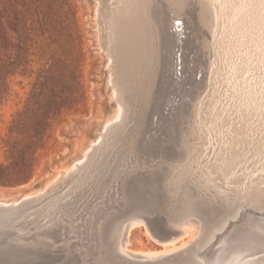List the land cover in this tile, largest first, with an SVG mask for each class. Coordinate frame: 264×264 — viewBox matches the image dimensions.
<instances>
[{
    "label": "rangeland",
    "instance_id": "374dc122",
    "mask_svg": "<svg viewBox=\"0 0 264 264\" xmlns=\"http://www.w3.org/2000/svg\"><path fill=\"white\" fill-rule=\"evenodd\" d=\"M156 1L158 3L160 2V0ZM99 5L100 4L98 0H0V178L5 181L0 182V199H12L14 198V196L19 197L21 195L24 196L25 194H30L27 199L20 202L21 204H23V210L21 212H18L14 215L12 214V212H0V236H2L9 243V245L4 250V255H7L6 257H0V264H118L115 260V255L116 253H118V251L121 252V247L117 246L116 243L120 244V239H118L119 236L121 238L120 227H122L123 220H125L124 217H127L128 215L125 209L126 205L123 204L122 200H125V198H127L129 195L127 194L125 197L123 196V199V197L120 196L122 195L119 192L120 190L118 191L116 188H113L115 189L113 191V189L110 187V185L112 186V184H109L111 183V178L109 180V177H111L112 170L107 172V170H110L112 168V160L110 161L109 158H113V156L111 155V151L113 149L111 148H113V145H115V148L113 150V152H115L117 150V147H119V143H116L113 140L111 141V138H109L111 132L109 129L113 128L114 124L117 123V121H119L117 123L118 125L120 123V119L114 120V118L112 117L115 106L113 100L110 97V90L108 85L111 84V75L108 72L110 66H107L108 64L111 65V59L107 60L104 50L99 45V36L100 32L102 31L101 28L102 25L103 28L105 26V20L103 19V17H99L98 14L95 13L97 8H99ZM106 5L108 7L107 9H109L111 6V8H113L115 6L114 0H107ZM176 15V10H170L168 12V16L174 17ZM178 19L182 20L181 17ZM183 29H185L182 35L183 40H187L193 37V33L190 32L189 28H187L186 25H184ZM103 30L105 31V29ZM205 30L203 31L205 35H209V30ZM215 36L218 37L219 35ZM209 38L210 40L212 39L211 36ZM182 47L180 46L178 50L176 47L175 51L181 54L180 57H182L183 59L181 64H183L181 65L180 61L178 62L179 66L177 65V68L179 69H177V72H174L175 75L174 73L172 74L171 68L168 71L164 72L166 77L170 76L174 79V88H170V94L172 96H177L175 106H173L169 110L165 105L161 108L160 112L152 113L149 116L150 121L146 133L151 129V121H154V124L152 125H155V123L157 124V126L154 127L157 131V133L154 134L156 135L157 139L164 142H169L171 140L172 133L171 131L166 130L164 128V125L166 123L170 129H177L179 127V122L184 119V110L189 111L190 105L192 104L194 99L192 93L190 92L191 84L187 83V81L185 82V78L189 76V70H192L193 68L195 69V77L198 79H200L199 77H201L200 80L196 79V86H202L203 91H205H202L201 95L199 96L198 111L200 112V116H206V114L208 115V112L211 108H214L218 111L221 108H224L220 119H228V121H225L226 124L224 123L223 126L219 129L222 130L221 132H219L220 134L211 128L210 131L209 129L207 130L204 126H202L203 130L199 128L197 131L199 133L197 134L199 135V137L197 136L196 138H194V140H191L189 142L190 144L188 143L189 148L187 150L186 156L183 157L186 161L179 160L177 156L173 158L174 156L172 155L161 153L160 151H158L159 145L157 143H153L151 145L152 150L143 152L142 154L137 147L135 149V147L132 146L134 144L131 145L133 148H130L133 151L131 149L128 151L129 160L127 161V163L131 159L133 160L129 162L131 163L130 165H126L125 167V170L127 171L126 176H130L129 181H131L133 178L139 181L137 177H139L140 175L145 176L143 180H141L142 184L140 185V187H138V191L140 192L141 196L149 197V195L152 194L153 187L149 186L148 182L154 179H150V177L146 175L150 173V170L154 166H157L160 172L164 173V175H167V177L165 178L158 177V179L160 180L162 186L166 187V190L168 192L169 196L168 198H166L165 196V199H163V205L166 210V214L168 211V218H172L168 219L163 210L160 211V213L157 212V214L155 211L144 213L146 217H149L150 219L165 217V219L163 218L165 221H157L156 223H160V226L156 225L159 231H163L166 227V230H175L177 228V221H175L176 224L174 221H172L177 218L174 217V212L178 213L182 210V214L185 211L187 212L188 209L189 212L190 210L192 212V209H198L200 208V206H204L205 208L211 210H216L221 207H224L225 209L229 207L230 209H232L237 203L236 198L239 197V199L243 201L245 199L243 195L248 193L249 189L252 191L257 188H264V164H262L264 163V154H258L260 151H262L261 149L264 148V144L258 142L259 140H261V142H264V126L262 125L264 117L263 119H260L262 118V116L251 117L250 113L247 115L245 112H243L242 114L240 110L238 111L237 107L234 106L238 102L234 101L235 99L230 96V93L234 91V89L232 87L230 88L229 86V89L225 90L228 88L226 80H224L223 78L221 79L220 74L218 75L216 74V72L215 74H213V72L211 73L210 71H213V68H216L218 65H215L216 67L213 65V68L211 67L208 71L205 72L201 70L199 68L200 66H197L195 63L197 51L195 49L191 50L186 45ZM219 67L220 68L218 71L224 74L226 72L225 69H227V66L219 65ZM259 71L260 69H254L252 73L254 74L255 72L256 75V73H258ZM210 74L211 76H213V78L211 77L212 80L211 78L208 79L210 77ZM258 74L262 76L260 72ZM214 75L215 77L216 75H218L216 78L221 79H218V82L221 81V84L217 82V79L214 78ZM210 84H212L213 87ZM217 84H219V86H216ZM183 88H186L187 92L183 93ZM209 88L211 91L209 90ZM216 88H218V92L216 91ZM207 91L209 92L206 94ZM210 92L211 94H213L211 95ZM202 95L206 96H204L205 99L208 98L207 102H205L206 100ZM213 95L216 98H214ZM200 99H202V102H200ZM212 99L213 103L209 107V102ZM217 101L219 102L217 103ZM227 103H229L230 105ZM203 104L205 105V107H203ZM231 105H233V107ZM228 106L231 109H229ZM206 107L208 109H206ZM232 108L234 109V111ZM214 109L212 110V112L215 111ZM237 112L239 113L236 114ZM233 113L236 116L234 115L233 117ZM240 113L241 117L238 118L239 116L237 115H240ZM245 114L247 116H245L246 118L244 117ZM231 116L233 120L236 117L233 122L231 120ZM243 122L245 124H243ZM252 123H255V125H252ZM207 124L209 127L210 124ZM239 128H242V130H240ZM106 131L109 133V135ZM252 131L254 134L251 133ZM227 132H230V134ZM248 132L250 136L247 135ZM218 135L220 136V138ZM150 138L151 135L145 136L144 139L149 140ZM223 138H225V140H223ZM120 139L122 141H126L124 139V134H122V138ZM255 139L257 140L255 141ZM248 140L250 142H248ZM118 141L119 140H117V142ZM204 141L206 142V146L204 145ZM244 141H246V145H244ZM180 142L181 141H179V143ZM247 144H250V148L254 146L250 149L251 151L249 150V146ZM105 145H107V147ZM258 145H260L261 147H258ZM219 146H222V148H220ZM243 146H246V148H244ZM193 147L196 148L194 149V151H192ZM208 147L210 148V151ZM239 147L240 151L238 150ZM255 147H257V149H255ZM233 148L236 152L235 156L237 158L234 157L233 163H231V160L229 161L228 154H230L229 151L231 152ZM107 149H109L108 151H110V153L107 151ZM101 151L102 153H104V151L107 152V154L105 152V157L104 155H102ZM86 152L90 156H88V159L87 156L83 157V154H85ZM95 153L99 156L97 157ZM221 153L222 155H220ZM246 156L248 158H246ZM211 157L214 161L210 159ZM216 157L217 160H215ZM239 157L241 158L238 159ZM94 158L96 159L94 160ZM197 158L198 160L196 161ZM92 159L94 161H92ZM86 160H89V163H87ZM100 160L102 161V163H104L103 168L101 167L102 164H100ZM95 161L96 163L99 161L97 164H99L100 166L97 165ZM132 161L134 163L136 161L140 163L136 162V167L135 164L132 163ZM90 163L91 165L95 164L97 165V167L99 166L98 169H94V166H91ZM76 164L77 167H73ZM87 164L88 166L90 165L89 167H91L92 170L94 169L93 173L91 168H88ZM105 164H107L109 167H107V165ZM66 165H69V170L72 169L73 172H70L67 168L68 171H66L67 173L65 172L66 175L64 174L63 177V169ZM85 165L87 169H85ZM205 165L207 167H205ZM104 166H106L107 168L105 167V169ZM130 166L133 168H131ZM134 166L141 171H137ZM139 166L141 168H138ZM82 167L83 170H85L83 172L81 170ZM100 168L104 170V172ZM142 168L144 169L143 171ZM99 169L102 171L101 174ZM56 171L62 172L58 174L59 176H56L55 174L58 173ZM209 171L211 174L209 173ZM78 172H81L80 176L78 175ZM96 172L98 173L96 174ZM207 172L209 175L207 174ZM68 173L70 174V176L73 175L72 177L74 179H71ZM71 173H74L76 175ZM103 173H106L107 175ZM92 174H94L95 176L100 174L99 176H101L102 179L98 176L95 177ZM53 175L55 176L53 177ZM52 177L53 179H51ZM59 178H62V180L65 181L61 182ZM253 178H255L256 180H253ZM70 179L71 181L73 180L75 182H71ZM99 179V183L103 182L101 180H109V182H103L99 185L97 182ZM165 179L168 180V186L165 182ZM251 181L255 182L252 183ZM58 183L60 184V187L62 185L60 189L61 192H57V189L54 193V189L59 187L58 185H56ZM91 184L93 187L91 186ZM96 184L100 186L99 187L97 185L99 189L104 184L107 185H104L105 187H102L100 189L101 191L102 189H105V193L102 191V194L105 195L106 190L110 191L109 188H111L112 192H110L113 195H110V192L108 191L107 193H109V195L107 194L106 197H104V195L102 196V194L98 192L99 189ZM117 185V188H119L120 185ZM69 186L72 189L71 193ZM108 186L109 188H107ZM48 187L49 189L51 187H53L54 189L52 188L48 190ZM96 187L98 190L96 189ZM66 188H68L67 192ZM91 188L95 189V191H92ZM90 190L92 191V193ZM242 191H244V193ZM74 192L76 193V195ZM96 192H98V198L103 197L104 200L102 198L98 200L97 197H95L96 195H93L91 197V195L96 194ZM131 192L132 191H129V193ZM78 193L81 195H79ZM57 194L59 197L57 196ZM77 195L80 196V200ZM85 195L87 196L86 199L88 202L86 201V199H83ZM117 195L120 196V199L122 198L120 201L121 203L119 202L120 199H117ZM133 195H136V191ZM56 196L57 200L55 199ZM69 196L71 197L69 198ZM73 196L78 197H75L77 199H75V202L74 199L72 201V198H74ZM109 196H111L110 198H112L113 196V202H115L116 199L118 200L116 202L117 204L119 202V207H117L116 204H113L111 199L107 198ZM89 197L96 199L94 201L93 199H91V203L89 202ZM131 197L134 196L131 195ZM105 198L108 200L106 201ZM59 199L62 203L59 201ZM68 199H70L71 201L69 200L68 202ZM47 200H50L48 204L51 203V205L48 206V204H46ZM76 202L79 206H77ZM56 204L58 205V207ZM108 204L109 206L112 205V207L107 206ZM80 205L83 207H81ZM54 206L56 207L54 208ZM176 206H178V208H181L176 209ZM86 208H90V211ZM74 209H76V211ZM91 209L93 210L91 211ZM79 211L82 212L80 213ZM77 212H79L80 214ZM89 212H91V214ZM84 213H89L90 216ZM148 213L151 214L147 215ZM185 213L182 214L183 216L179 213L182 222L187 221L186 219L192 220L193 217L195 218L193 220L196 221L197 218L199 219V216L202 214L201 216H204L203 218L208 221V227L210 229H207L211 232L214 224L211 225L212 222L210 223L207 219L210 218L208 216L209 214L207 215L206 213L208 217H205L206 215L203 213H199L200 215L198 214V212L197 214L190 213L188 218V214L186 213V216ZM221 213L222 212H220V214ZM220 214L219 217H221L223 213L221 215ZM69 215L73 216L70 217ZM80 215H82L81 218ZM105 215L107 216V218ZM122 215L126 216L122 217ZM153 215L155 217H153ZM61 216L62 218H60ZM83 216L85 217L83 220L86 221L81 220ZM119 216H121L122 218L120 219ZM190 216L193 217L191 218ZM65 217H67L68 221H66ZM69 219H72L73 221H70ZM75 219H77V221L78 219H80L81 221L79 220L78 223H76L77 221ZM103 219L105 220L103 221ZM112 219H114L115 221L117 220L116 222L118 224ZM62 220H65V222H62ZM200 220L201 219L197 221ZM102 221L104 223L106 222V225L101 224ZM171 221L174 223H172ZM81 222H85L83 226L80 224ZM107 222L110 223L111 226ZM99 223L101 225H99ZM112 223L115 224H113L115 226V229H117L116 226L118 227L117 230H113L114 226L112 225ZM145 223H142L141 225L136 226L131 230L129 244L130 248H140L144 250L160 248V245L151 235V230L147 228L149 226L147 225V223ZM166 223L170 224L166 225ZM178 223L180 224L179 221ZM200 223L201 221L199 222V225ZM87 226L88 229L87 232H85L86 229L83 228H87ZM109 226L110 229H108ZM171 226L175 227L171 228ZM78 227H80L81 230ZM93 227H96L97 229H93ZM111 227L113 228L111 229ZM168 227H170L171 229ZM82 229L85 233L82 231ZM177 229H179V226ZM95 230H97L98 232L96 233ZM109 230L111 232H119L118 230H120V232L118 233L119 236L116 232L111 233ZM88 231L91 232L87 234ZM146 231L150 234H148ZM107 232H110L111 235H115L110 238V234ZM210 232H208V238L206 237V240L208 239V241H206V244L208 245L202 244L205 243V240H203V242L201 243L202 246L198 245V247H196V253L194 252L193 255L188 258V260L180 264H189L190 262L194 263L193 261L198 259V252H201L202 250H204V248L206 249L210 245V242L213 241V238H210L209 236ZM98 233H100V235H102L103 237H99ZM105 233L108 234L109 237ZM40 234H42L43 236ZM34 235L35 238H33ZM38 235L39 237H37ZM104 235L107 237H105ZM114 237L116 238L113 239ZM107 238H110V240L113 239L115 241L116 245L114 246L113 241L112 246L118 249L117 252L114 251L115 248L109 250L111 246L108 249L109 245H111V242L109 240L110 243L107 242L109 244L108 245L106 243V241H108ZM101 240L103 241V244H101ZM105 244L107 245L106 248ZM186 246L188 247L187 244ZM186 246L182 248L184 249L186 248ZM199 247H201L202 249L200 251H197V249H200ZM56 248L59 250H56ZM106 249L108 250L106 251ZM177 250L182 249L180 248ZM110 251L112 255H110ZM112 251H114L115 253ZM175 251L176 250H174L173 252ZM40 253L41 255H43L42 257L40 256ZM125 255L136 258V256H132L129 254ZM141 258L145 260L151 259L146 257Z\"/></svg>",
    "mask_w": 264,
    "mask_h": 264
},
{
    "label": "bare ground",
    "instance_id": "6f19581e",
    "mask_svg": "<svg viewBox=\"0 0 264 264\" xmlns=\"http://www.w3.org/2000/svg\"><path fill=\"white\" fill-rule=\"evenodd\" d=\"M98 1H99L100 5H99V8H97L95 13L98 14L99 17L102 16L103 19L105 20V22H104L105 26L103 28V25L101 24L102 25V28H101L102 31L101 32L99 31L100 36L98 35L99 36V45L104 50V53L106 54L107 60L111 59V63H110L111 65L108 64L107 66H110L108 69V72L111 75L110 76L111 77L110 78L111 84L108 85V87L110 90V97L113 100L114 106H115L114 112L112 113V117L114 118V120L120 119V123L118 125H117V123L119 121H117V123H115L116 125L113 123L114 127L109 129L111 131L110 136H109V138H111V141L113 140L114 142L119 143V147H117V150L115 152H113L115 145H113L114 147L111 148V149H113L111 152L114 154L111 153L113 158L109 157L110 161L112 160V168L110 170H107V172L112 170V173L110 172L111 177H109V180L111 178V180H110L111 183H109V184H112V186L110 185V187L112 189L116 188L118 191L120 190L119 192L122 194V195H120L121 197H123V196L125 197L127 194L129 195L127 198H125V200H122V201H123V204L126 205L125 209H126L127 214L128 215H130L131 213L134 214V215H131L130 218L127 217V219H126L127 222H125L126 220H123L122 227H120L121 238L118 235L120 230H118L119 232L113 231V232L117 233V235L119 236L118 239H120V244L116 243L117 246L121 247V249H120L121 251L123 250L125 253H127L129 255L136 256V258H138V257H140V258L141 257L153 258V257L166 255V254L169 255V252L171 254V253H173L174 250L179 251L177 249H180V248L183 249L182 247L186 246V244L189 245L191 243H194V244L192 245V247L189 248L190 249L189 251L193 250V253H194L196 250V247H198V245L199 246H202V244L208 245V244H206V241H208V239L206 240V237L208 238L207 235H208V232H210V231H208V229H210L208 227L209 226L208 221H206V219L203 218L204 216L203 217L201 216L202 214L201 215L199 214V213H203L206 215V213H207V215L209 214L208 216L210 217L207 219L209 220L210 223L212 222L211 225L214 224L213 227L211 226L212 230L209 234L210 238H213V241L210 242V245L208 247L206 246L207 247L206 249L204 248V250H202L201 252H198L199 259H196L195 261H193L194 264H264V188L261 187V188L254 189V187H253L254 190H252V191L249 189V191H251V192L248 191V193L243 195L245 197V199H244L245 201L244 200L241 201L239 199V197H237L236 198L237 203L232 209H230L229 207L226 209L224 207H221L219 209L215 208L216 210H211V209L205 208L204 206L203 207L200 206V208H198V209L195 208L196 210L192 209L193 210L192 212H191V210L189 212V209L187 212L185 211L188 214V218H189L190 213L191 214L192 213L197 214V212H198V214L201 216V218L199 216V219H201L200 225H199L200 221H197V220H199L198 218L195 221V220H193L195 218L192 216L193 217L192 220L186 219L187 221L182 222L181 217L179 216L181 214L182 210H181V212H178V213L174 212L175 215H178V216L174 215V217H177V218L176 219L174 218L175 220H172V221H174V222L177 221V228L179 226V229H177V228L175 230L171 229V228L176 226L175 225L176 222H175V224H174L175 226H173V227L171 226V228L168 227L171 229V230L168 229L169 231H167V232H169V233H167L165 231L167 229V227L164 228L163 231H165V233L162 234V237H157L151 233V235L153 236L155 241H157V243L160 245V248H152V249L144 250V249H140V248H130L129 247L131 230L134 227L139 226L142 223H145L144 219H142L141 217H137L138 215L135 214V212L130 211L131 213H129V210L133 207V208H135L136 211H139L142 213L155 211L157 214V212L160 213V211H162V210L165 212L166 210H165L164 205H163V199H165V196H166V198H168L169 195H168V192L166 190V187L162 186L158 177H164L165 178V177H167V175H164V173L159 171L157 166H154L150 170V173L146 175V176L150 177V179H154V180H151L150 182H148V185L153 187L152 194H150L149 197H147V196L143 197V196H141L140 192L138 191V189H139L138 187H140V185L142 184L141 180H143V178L145 176L140 175L139 177H137L138 180L140 181V183H139V181L135 180V178H133L131 181H129L130 176H126L127 171L125 170L126 165H130L131 163H129V162L131 160H133V159H131L127 163V161L129 160L128 159V156H129L128 151L133 147H135V149L137 147L139 149L140 153L142 154L143 152H148L149 150H152L151 145L153 143H157L159 145L158 151H160L161 153H163V154L166 153L167 155H172V156H174L173 158H175L177 156L179 158V160H185V158H183V157L186 156L187 150L189 148L188 143L191 140H194V138H196L197 136L199 137V135H197V134H199L197 132L199 128H201L203 130L202 126H204L207 130L209 129V131L211 128L214 131H217L219 133L222 131L219 129L223 126L225 121H228V119H224V120L220 119V116L222 115L224 108H221L219 111L215 110L213 108L215 110L213 112H212L213 109L211 108L208 112V115L206 114V116H200V112L198 111V109H199L198 108V102H199V96L201 95V93L203 91V87L199 86V85L196 86L195 81L198 78L195 77V69L193 68L192 70H189V76H187V78H185V82L187 81V83L191 84L190 92L192 93L193 99H194V101L190 105L189 111L184 110V119L179 122V127L177 129H170L166 123L164 125V128L166 130L171 131V133H172L171 140L169 142H164V141L157 139L156 135H154L157 133V131L154 128L155 126H157V124L155 123V125H152V124H154V121H151V129L149 132L146 133V130L148 129L149 121H150L149 116L152 113L160 112L161 108L165 105H166V108L169 110L173 106H175L177 96H175V95L172 96L170 94V88L171 89L174 88V85H173L174 79L170 76L166 77L164 72L168 71L170 68L172 69V74L174 72H177V69H179V68H177L178 62L180 61V64H181V62L183 61L182 57H180L181 54H179L175 51L176 47L178 50V48L180 46L182 47V46L186 45L191 50L195 49L197 51V55H196L197 57H195V63L197 66H200L199 68L201 70H203L205 72L208 71L211 67L213 68V65L214 66L218 65L217 67L215 66L216 68H213V71L212 70H210V71H211V73L213 72V74H215V72L218 75L220 74V76H221L220 78L221 79L223 78L224 80H226V84H227L228 88L226 86L227 89H225V90H228L229 86H230V88L232 87L234 89V91H232V89H231L232 92L231 93L229 92L231 94V95L230 94L229 95L235 99L234 101L238 102L236 105H234L237 107V110L238 111L240 110L242 112V114H243V112H245L247 115L250 113L251 117L262 116V118H260V119H263V117H264V0H160L159 3L156 0H114L115 6L113 8H111L112 7L111 6L109 9H107L108 7L106 5L107 0H98ZM170 10H176L177 15L174 17L168 16V12ZM180 17L182 18V20L178 19ZM183 23H184V25L187 26V28H189L190 32L193 33L192 38L187 39V40L182 39V37H183L182 35L184 33V30H185V29H183L184 28ZM103 29H105V31ZM205 29L209 30V35L212 37L211 40L209 38L210 36L208 34L206 36L205 33L203 32ZM215 35H219V36L217 37ZM213 38H214V40H213ZM181 43H182V45H181ZM219 65L227 66V69H225L226 72L224 74H222V72L218 71L220 68ZM199 68H198V70H199ZM254 69H260L259 72H260V74H262V76H260L258 74L259 72L256 73V75H255V72L253 74L252 71H254ZM223 70H224V68H223ZM174 75H175V73H174ZM218 75H216V77ZM211 77L213 78V76H211V74H210V77L208 79H210ZM216 77L214 75V78H216ZM199 78L201 79V77H199ZM212 78H211V80H212ZM200 79H198V80H200ZM218 79H217V82L219 80H221V79H219V80ZM220 82H218V83H220ZM196 83H197V81H196ZM212 84H210V85L212 86ZM216 86H219V84H217ZM213 89H215V88H213ZM217 89L218 88H216V91H217ZM209 90H210V88H209ZM184 92H187L186 88H183V93ZM203 92H205V91H203ZM208 92L209 91H207L206 94ZM210 94H211V92H210ZM215 94H218V93H215ZM223 95H224V92H223ZM202 96L204 97L205 95H202ZM215 96H214V98H216ZM221 96H222V93H221ZM205 97H204V99H205ZM228 99H229V97H228ZM200 100H201L200 102H202V99H200ZM205 100H206L205 102H207L208 98ZM218 102L219 101H217V103ZM209 103H210L209 104V107H210L213 103V99ZM205 104H207V103H205ZM225 104H223V105H225ZM227 104H229V103H227ZM231 106L233 107V105H231ZM203 107H205L204 104H203ZM207 107H208V105H207ZM207 107H206V109H208ZM217 107H219V106H217ZM229 109H231V108L229 107ZM233 111H234V109H233ZM202 113H203V111H202ZM238 113L239 112H237L236 114H238ZM246 114L244 115V117L246 116ZM223 115H224V113H223ZM234 115L235 114L233 113V117H234ZM237 116H239L238 118H240L241 113H240V115H237ZM231 118H232V116H231ZM235 118H234V120H235ZM231 120H232V122L234 121L233 118ZM249 121H250V119H249ZM244 122H243V124H245ZM207 123L210 124L209 127H208ZM253 124L255 125V123H252V125ZM262 125L264 126V120L262 122ZM103 127H104V125H103ZM247 129H248V127H247ZM240 130H242V128ZM104 132H105V130H104ZM263 132H264V130H263ZM227 133L230 134V132H227ZM251 133H253V131ZM122 134H124V139L126 141H122L120 139V138H122ZM245 134H247V133H245ZM261 134H262V132H261ZM108 135H109V133H108ZM149 135H151V138L149 140H145L144 139L145 136H149ZM247 135H249V132ZM106 136H107V134H106ZM106 136H104V137H106ZM104 137H103V139H104ZM260 137H261V135H260ZM207 138H209V137H207ZM219 138H220V136H219ZM257 139H255V141ZM117 140H119V141L117 142ZM223 140H225V138H223ZM252 140H253V138H252ZM263 140H264V137H263ZM179 141H181V142L179 143ZM245 142L246 141H244L243 143H245ZM248 142H250V141L248 140ZM253 142H254V140H253ZM258 142L261 144H264V142H261V140H259ZM229 143H230V141H229ZM132 144H134V145H132ZM205 144H206V142L204 143V145ZM107 145H105V146L107 147ZM222 145H224V144H222ZM244 145H246V143ZM229 146H230V144H229ZM259 146L260 145H258V147ZM211 147H213V146H211ZM219 147L222 148V146H219ZM253 147H251V148H253ZM244 148H246V146ZM251 148L249 146V150ZM109 149H107V151ZM194 149H196V148L193 147L192 151H194ZM214 149H215V147H214ZM239 149H240V147L238 148V150ZM255 149H257V147H255ZM93 150H94V148H93ZM212 150H213V148H212ZM261 150L262 151H260L258 154H260V153L264 154V148ZM102 151H101V153H102ZM209 151H210V148H209ZM253 151H254V149H253ZM105 152L106 151H104V153H102V155H104V157L107 154V152H106V154H105ZM108 152L110 153V151H108ZM199 153H200V151H199ZM222 153L220 155H222ZM229 153H230V154H228L229 155V161L231 160V163H233V159H234V157H236L235 156L236 152L234 151V148L231 152L229 151ZM237 153H239V152H237ZM86 154H87V152L85 154H83V157L87 156V159H88L89 155L88 154L86 155ZM205 154H204V156H205ZM225 154H226V152H225ZM96 155H97V157L99 156L98 154H96ZM137 155H139V154H137ZM195 155H197V154H195ZM196 157H198V156H196ZM240 158L241 157H239L238 159H240ZM246 158H248V157L246 156ZM257 158H258V156H257ZM95 159L96 158H94V160ZM210 159H212V157ZM94 160L92 159V161H94ZM197 160H198V158L196 159V161ZM215 160H217V157ZM258 160H260V159H258ZM88 161L89 160H86L87 163H89ZM200 161H201V159H200ZM136 162H138V161H136ZM236 162H237V160H236ZM95 163H96V161H95ZM132 163L135 164L133 161H132ZM138 163H140V162H138ZM100 164H102L101 167L103 168L104 163H102V161H101ZM107 164H105V165H107ZM262 164H264V163H262ZM90 165H91V163H90ZM97 165H99V164H97ZM97 165L94 164L91 166H94V169H98V167L100 165L98 167H97ZM68 166L67 165L64 166L65 168L63 169V174H62L63 177H64V174L66 175V173H67L66 171L69 170ZM87 166H88V164H87ZM89 166H88V168H91ZM135 166H136V164H135ZM260 166H263V165H260ZM73 167L76 168L77 164L74 165ZM73 167H70V168H73ZM85 167H86V165H85ZM105 167L106 166H104V168ZM107 167H109V166L107 165ZM205 167H207V166L205 165ZM205 167H204V170H205ZM67 168H68V170H67ZM131 168H133V167H131ZM138 168H141V167L139 166ZM77 169H76V171H77ZM85 169H87V167ZM94 169L92 170V168H91L92 173H93ZM81 170H82V172L85 171V170H83V167ZM101 170H100V174L102 171L104 172V170H102V171ZM128 170H129V166H128ZM138 170H140V169H137V171ZM143 170L144 169L142 168V171ZM202 170H203V168H202ZM202 170H201V172H202ZM207 170H208V168H207ZM237 170H239V169H237ZM69 171L71 172L72 169ZM86 171H88V170H86ZM56 172H58V171H56ZM61 172H58L55 175L57 176ZM74 173H77V172H74ZM74 173H71V174H74ZM97 173L98 172H96V174ZM106 173H103V174L107 175L108 173L107 174ZM110 173H109V176H110ZM209 173H210V171H209ZM80 174H81V172L78 175L80 176ZM94 174H95V172H94ZM94 174H92V175H94ZM207 174H208V172H207ZM55 175H53V177ZM74 175H76V174H74ZM78 175H77V177H78ZM99 175H96V176L101 178V176H99ZM239 175H236V176H239ZM69 176H70V174H69ZM72 176H70V178L74 179ZM53 177L51 179H53ZM255 178H253V180ZM71 179H70V181H71ZM104 179H108V178H104ZM59 180L61 182L65 181V180H62V178L61 179L59 178ZM109 180L108 181L101 180V181L109 182ZM99 181H100V179L97 181L99 185L103 183V182L99 183ZM73 182H75V181H73ZM165 182L167 183V186H168L169 184H168L167 179H165ZM254 182H252V183H254ZM49 183H51V182H49ZM98 184H96V186ZM117 184L120 185V187H121V188L119 187L120 189L117 188V186H118ZM56 185L59 186L60 184L58 183ZM104 185L101 186V188L107 186L108 183H107V185H105V186ZM243 185H244V183H243ZM263 185H264V183H263ZM47 186H45V187H47ZM91 186H92V184H91ZM53 187H55V186H53ZM53 187H51L50 189H52ZM59 187L56 189L53 188L54 189L53 192L55 193V190H57V189H58L57 192L60 191L62 185L60 188ZM71 187H70V193L72 190ZM97 187H96V189H97ZM99 187H98V189H99ZM243 187H245V186H243ZM68 188H66V192L68 191L67 190ZM107 188H109V186ZM111 188H109L110 191H111ZM50 189L48 187V190H50ZM100 189L98 192H100L102 194V191L104 192L105 189L104 190L102 189V191ZM91 190L95 191V189H93V188H91ZM114 190L115 189H113V191ZM92 191H91V193H92ZM108 191L106 190V194L105 195L102 194V196L104 195V197H106L107 194L109 195V193H107ZM129 191H132L134 193L131 192L132 193L131 194V193H129ZM135 191H136V195H133V194H135ZM44 192H45V190H44ZM98 192H96V194H92L91 197L93 195L94 196L96 195L95 197H97L98 200L100 198H102L104 200L103 197L98 198L99 197V195L97 194ZM111 192H110V195H113V194H111ZM242 192L244 193V191H242ZM51 193H52V191H51ZM120 193H117V194H120ZM29 195L30 194H25L24 196L21 195L19 197L14 196V198H12V199L1 198L0 199V206L19 204L23 199L27 198ZM75 195H76V193H75ZM79 195H81V194H79ZM89 195H90V193H89ZM131 195L134 196L135 198L131 197ZM57 196H58V194H57ZM57 196L55 198L56 200H57ZM77 196H75V197H77ZM117 196H118V198L117 197L116 198L119 200L120 196L119 195H117ZM50 197H51V195H50ZM70 197L71 196H69V198ZM75 197L72 198V201L74 199V202L77 200ZM78 197L80 200V196H78ZM110 197L111 196H109L107 198L111 199V201L113 202V196H112V198H110ZM124 197H123V199H124ZM86 198H87V196L85 195V197L83 199H86ZM91 199H93V201H94L96 198L95 199L94 198L89 199V202L92 203ZM117 199H116V201H118ZM121 199L119 200V202L121 201ZM69 200L70 199H68V202H69ZM79 200H78V203H79ZM107 200L108 199H106V201ZM49 201L47 200L46 204H48ZM51 201H53V200H51ZM59 201H60V199H59ZM86 201H87V199H86ZM86 201H85V203H86ZM116 201L113 202V204H116L117 207H119L118 206L119 202L117 204ZM78 203H77V206H79ZM49 205H51V203H49L48 206ZM226 205H227V203H226ZM60 206H59V208H60ZM107 206H109V204ZM46 207H47V205H46ZM55 207L56 206H54V208ZM57 207H58V205H57ZM81 207H83V206H81ZM81 207H80V210H81ZM88 207H90V206H88ZM109 207H112V205ZM176 207H177L176 209L181 208V207L178 208V206H176ZM40 209H43V208H40ZM86 209H88V208H86ZM116 209H118V208H116ZM74 210L76 211V209H74ZM92 210L93 209H91V211ZM79 212L81 213L82 211H79ZM79 212H77V213H79ZM86 212H87V210H86ZM105 212H107V211H105ZM185 212H183V213H185ZM220 212L223 213V214L221 213L222 214L221 217H219ZM16 213H17L16 211L12 212L13 215ZM89 213L91 214V212H89ZM89 213H84V214L89 215ZM186 213H185V215L187 216ZM71 214H73V213H71ZM108 214H110V213H108ZM150 214L151 213H148L147 215H150ZM93 215H94V212H93ZM161 215H159V216H161ZM165 215H167L166 217L168 218V216H169L168 211H167V214L165 212ZM207 215L205 217H208ZM72 216H70V217H72ZM81 216L82 215H80V218H81ZM124 216H126V215H122V217H124ZM122 217L119 216L120 219ZM153 217H155V216L153 215ZM60 218H62V216ZM65 218H66V221H68L67 217H65ZM84 218L85 217L83 216V218L81 220L86 221V220H83ZM106 218H107V216H106ZM124 218H126V217H124ZM159 218H161V217H159ZM163 218L165 219V217H163ZM163 218H161V219L163 221H165ZM171 218L172 217H169L168 219H171ZM179 218L181 221L179 220ZM182 219H183V217H182ZM184 219H185V217H184ZM75 220L77 221V219H75ZM79 220L80 219H78V221ZM104 220L105 219H103V221ZM112 220L115 221L114 219H112ZM78 221L76 223H78ZM178 221L180 222V224L178 223ZM62 222H65V220L64 221L62 220ZM102 222H101V224L106 223V222L105 223L104 222L102 223ZM118 222H119V220H118ZM158 222H160V221H158ZM169 222H170V220H169ZM174 222H172V223H174ZM84 223L81 222L80 224L83 226ZM110 223H111V221H110ZM110 223H108V224H110ZM114 223H112V225ZM154 223H155L154 225L160 226L159 225L160 223L159 224H156L157 222H154ZM101 224L99 223V225H101ZM169 224L170 223H168V224L166 223V225H169ZM144 225H142V226H144ZM88 226H87V228H85V227L83 228V229H86L85 232H87ZM110 226H111V224H110ZM110 226L108 229H110ZM97 227H99V226H97ZM106 227H108V226H106ZM106 227H103V228H106ZM78 228H80V227H78ZM94 228H96V227H93V229ZM100 228H101V226H100ZM100 228H98V229H100ZM112 228L113 227H111V229ZM116 228L118 229L117 226H116ZM147 228H149V227H147ZM83 229H82V231L84 232ZM89 229H90V227H89ZM91 229H92V226H91ZM117 229H115V226H114L113 230H117ZM80 230H81V228H80ZM82 231H80V232H82ZM90 232L88 231L87 234H89ZM95 232L97 233L98 231L95 230ZM104 232H106V231H104ZM110 232H107V233L110 234ZM113 232H111V233H113ZM100 233H98L99 237L102 236V235H100ZM148 234H150V233H148ZM40 235H42V234H40ZM106 235L108 236V234H106ZM114 235L115 234H113V235L110 234L109 236H110V238H112V236H114ZM107 236H105V237H107ZM37 237H39V235ZM33 238H35V235L33 236ZM110 238L109 239L107 238L108 241H106V243L109 242ZM115 238L116 237H114L113 239H115ZM113 239H111L112 241L110 240L111 245H109L107 243L109 245L108 249L111 246V248L109 250L115 248L114 246L116 244H115V241ZM102 240H104V239H102ZM203 240H205V243H202ZM113 241H114V246H112ZM116 242H119V241H116ZM101 244H103V241ZM44 245H47V244H44ZM106 247H107V245L105 246V248ZM120 247H118V248H120ZM199 248L200 249H197V251L198 250L200 251L202 249L201 247H199ZM60 249H62V248H60ZM108 249H106V251ZM115 249H114V251L117 252L118 249H116V250ZM56 250H59V249L56 248ZM114 251H112V252H114ZM118 252H120V251H118ZM46 253H48V252H46ZM110 253H111V251H110ZM5 255H7V254H5ZM110 255H112V253ZM40 256L42 257L43 255H41V253H40ZM2 257H4V256H2ZM141 259H143V258H141ZM191 260H193V259H191ZM7 261H8V259H7ZM13 261H14V259H13Z\"/></svg>",
    "mask_w": 264,
    "mask_h": 264
},
{
    "label": "water",
    "instance_id": "95a60500",
    "mask_svg": "<svg viewBox=\"0 0 264 264\" xmlns=\"http://www.w3.org/2000/svg\"><path fill=\"white\" fill-rule=\"evenodd\" d=\"M28 198V197H27ZM25 198V199H27ZM23 199V200H25ZM23 210V204L19 203L16 205H8V206H0V212H21ZM135 212V214H137V217H141L142 219L145 220V222L147 223V225L149 226V229L151 230V233L157 237H162V234L165 233V231H169V230H158V228L156 227V225H154V220L157 221H161L162 219L160 218H154V219H150L149 217H146V215L142 212L136 211L135 208H131L129 210V213L131 212ZM131 215L134 214H130L127 217H131ZM127 217L125 218V220L127 219ZM127 222V220L125 221ZM124 222V223H125ZM169 233V232H167ZM194 243H191L188 245V247L173 252L169 255H161V256H157V257H153L151 259H139V258H134L131 256H127L123 250L121 252L116 253L115 255V260L118 264H180L184 261H186L188 258H190L193 255V250L189 251L190 247H192ZM9 245V243L2 237L0 236V257L4 256L6 257V255H4V250L6 249V247ZM199 259V256H198ZM186 264V263H184ZM189 264H192L191 262ZM194 264V263H193Z\"/></svg>",
    "mask_w": 264,
    "mask_h": 264
},
{
    "label": "trees",
    "instance_id": "16d2710c",
    "mask_svg": "<svg viewBox=\"0 0 264 264\" xmlns=\"http://www.w3.org/2000/svg\"><path fill=\"white\" fill-rule=\"evenodd\" d=\"M0 182H5L3 179L0 178Z\"/></svg>",
    "mask_w": 264,
    "mask_h": 264
}]
</instances>
